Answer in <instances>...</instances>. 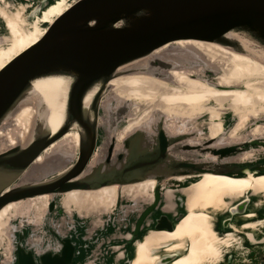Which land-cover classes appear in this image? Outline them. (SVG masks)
<instances>
[{"label": "water", "instance_id": "95a60500", "mask_svg": "<svg viewBox=\"0 0 264 264\" xmlns=\"http://www.w3.org/2000/svg\"><path fill=\"white\" fill-rule=\"evenodd\" d=\"M30 2L28 17L51 0ZM179 40L215 43L264 61V0H74L48 23L35 43L0 69V126L18 112L23 101L35 102V114L25 143L0 150V209L9 202L47 194V219L53 212L63 213V209L55 207L56 197L67 191L121 187L154 179L152 197L150 201H140L141 212L129 239L121 243L125 245L139 235L143 222L159 204L163 181L203 172L229 175L249 169L264 173L263 157L252 161L228 160L254 145L264 146V138L252 137L220 145H214L208 138L203 143H189L188 139L197 131L170 133L165 129L164 116L159 113L150 129L136 128L117 142L116 129L129 112L126 101L114 109L109 105L106 108L103 122L109 139L99 152L101 100L111 89L109 81L122 74L119 68ZM188 64L197 65L191 60ZM176 66L153 58L145 70L167 71ZM160 76L167 78L165 74ZM49 78H60L66 83L60 122L54 129L48 121L45 101L36 97L35 91L38 81ZM228 120L226 127L230 125ZM72 130L78 134V143L76 157L70 164L57 163L51 158L32 180L20 181L45 148ZM204 153L212 157L205 158ZM187 182L185 179L172 186ZM252 200L247 197L232 205L222 220V229H227L235 216L249 211ZM175 201L179 210L174 215L165 212L152 215L153 229H174L175 222L184 216L183 197L178 196ZM143 202L147 204L143 206ZM132 204L119 198V206L131 208ZM118 215L117 209L108 223L96 232L90 231L93 234L87 239H83L87 233L81 229L82 224L78 228L74 226L72 234L78 238L77 244L71 237L52 232L45 221L43 227L58 245L55 250L39 253L23 245L31 228L22 226L16 231L10 264H78L81 255L91 252L117 226ZM130 218L129 215L125 222H130ZM114 244L105 241L99 254L104 255ZM6 251L8 254L7 248ZM131 256L128 253L121 264H128ZM175 256L162 254L160 263L167 264ZM91 264L113 263L97 260Z\"/></svg>", "mask_w": 264, "mask_h": 264}, {"label": "bare ground", "instance_id": "6f19581e", "mask_svg": "<svg viewBox=\"0 0 264 264\" xmlns=\"http://www.w3.org/2000/svg\"><path fill=\"white\" fill-rule=\"evenodd\" d=\"M22 1L26 0H0V69L35 43L46 25L74 0H51L31 17L26 13L32 3ZM172 44H189L196 50L177 54L169 50L170 44H165L146 58L119 68L122 74L109 81L111 89L101 100L104 113L101 120L106 121L108 105L114 109L124 101L129 102V112L116 129V141L136 128L150 129L156 113L164 116L165 129L170 133L190 131L193 120L204 118L206 138L212 139L214 145L244 138H264V124L259 122L264 119V61L215 43L179 40ZM153 58L177 66L167 71L149 69L146 72L147 63ZM189 60L197 65L188 66ZM163 74L167 78L160 76ZM65 90L66 83L60 78L41 80L35 85L36 97L45 101L53 129L60 122ZM226 113L233 120L227 127ZM34 114L35 102L23 101L18 112L0 126V150L25 143ZM251 121L256 124L244 132ZM69 139L76 146L77 132L68 131L45 148L20 181L32 180L51 158L57 163L70 164L76 157V148L70 149ZM188 142L195 141L188 139ZM253 151L256 149L250 147L228 160L252 161ZM203 157L209 159L212 156L204 153ZM261 169L264 170V165ZM185 179H188L186 184L172 186ZM155 183L154 179H146L121 187L70 190L56 197L55 207L63 209V213L53 212L47 219V194L5 204L0 209V245H4L9 253L0 264L11 263L16 231L22 226L31 228L23 245L39 253L45 249L55 250L58 245L43 227L45 221L52 232L71 237L77 244L78 238L72 234L74 226L78 228L82 224L81 229L87 233L83 239H87L93 231L108 223L117 209V226L105 234L91 252L81 255L78 264H91L97 260L121 264L128 253L132 255L128 264H161L162 254H176L167 264H225L232 255L235 260L238 256L248 255L252 249L249 241H255V236L264 233V173L249 169L242 174L229 175L203 172L163 181L161 200L143 222L139 235L129 244H121L129 239L141 212L138 210L141 206L139 197L151 199ZM122 196L133 203L131 208L118 205ZM178 196L183 197L184 216L175 222L172 231L153 229L152 215L157 212L174 215L179 210L175 201ZM247 197L253 198L249 211L235 216L229 227L222 229L221 223L228 209ZM129 215L130 222H125ZM108 240L115 244L100 255L102 243Z\"/></svg>", "mask_w": 264, "mask_h": 264}, {"label": "rangeland", "instance_id": "374dc122", "mask_svg": "<svg viewBox=\"0 0 264 264\" xmlns=\"http://www.w3.org/2000/svg\"><path fill=\"white\" fill-rule=\"evenodd\" d=\"M22 3L24 4H30V0L28 1H22ZM29 11V10H28ZM27 11V13H28ZM26 13V14H27ZM1 34V32H0ZM0 40H2V38H0ZM169 50L172 52H175L177 54H180L184 51H192V50H196L193 46L187 44L186 46H179L176 44H173L169 47ZM190 66V65H188ZM194 66V65H192ZM196 66V65H195ZM101 117H104V113L103 110H101L100 112V128H99V152L102 150V148L104 147V144L106 143V141L109 139V135L106 131V126L104 125V122L101 120ZM231 116H228V113H226V119H229L228 122L229 124H231V122L233 121L232 119L228 118ZM260 123L264 124V119L260 120ZM120 124V123H119ZM228 124V125H229ZM254 124H256V121H251L246 125V129L244 132H247L248 129L252 128L254 126ZM119 127V126H118ZM117 127V128H118ZM191 129L190 131H197L195 135H192V138L194 141H199L201 143L205 142L207 140L206 138V122L204 120V118H198L195 119L191 122ZM23 131V128L21 127V129ZM201 130V131H199ZM117 131V130H116ZM245 139L248 138H244L238 141H243ZM69 147L70 149H74L76 148V146H74L72 140L69 139ZM254 149H256V151L252 152V158L251 159H257V158H261L262 156H264V146L261 144H257L253 146ZM77 151V148H76ZM238 161V160H236ZM123 199L125 198V196H122ZM149 196L145 197V196H141L139 197L140 201H150V198H148ZM252 249L250 248V253L244 254V256L242 257H237L236 260L234 259V255L231 256V258L226 261L225 264H264V233L255 236V241H253V243H251ZM254 246V247H253ZM7 254L6 248L4 245H0V258L2 257V255Z\"/></svg>", "mask_w": 264, "mask_h": 264}, {"label": "crops", "instance_id": "0c3cea01", "mask_svg": "<svg viewBox=\"0 0 264 264\" xmlns=\"http://www.w3.org/2000/svg\"><path fill=\"white\" fill-rule=\"evenodd\" d=\"M251 243H253V241H249V245H251Z\"/></svg>", "mask_w": 264, "mask_h": 264}]
</instances>
